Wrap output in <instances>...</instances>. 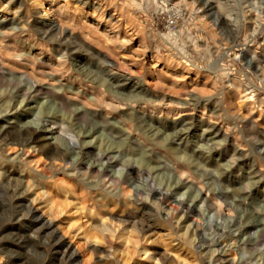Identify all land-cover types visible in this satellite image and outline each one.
<instances>
[{"label":"rangeland","instance_id":"1","mask_svg":"<svg viewBox=\"0 0 264 264\" xmlns=\"http://www.w3.org/2000/svg\"><path fill=\"white\" fill-rule=\"evenodd\" d=\"M40 2L71 45L37 30ZM210 2L0 0V264H264V0Z\"/></svg>","mask_w":264,"mask_h":264},{"label":"bare ground","instance_id":"2","mask_svg":"<svg viewBox=\"0 0 264 264\" xmlns=\"http://www.w3.org/2000/svg\"><path fill=\"white\" fill-rule=\"evenodd\" d=\"M198 1H199V3H202L203 4V7H204V9L207 12L213 11V8L214 7L212 5V2H210V0H198ZM39 5H40L39 7L41 8V11H39L41 13V15L38 18L37 27H36L37 30H40V32H42L46 36H48V38L50 40L58 41L61 44L66 41V43H68V44L71 45V43L74 42V40L71 39L72 35L64 27H60V26L56 25V23L54 22V20L49 17V12H47V10H46V8H45V6H44V4L42 2H40ZM216 15H217L216 16V19H219L221 17L218 13ZM70 45H68V47H70ZM78 45H79V43H78ZM102 59H103V61H105V62L107 61L108 62V59L106 58V56H102ZM105 80H106L105 77H101L100 78V83L101 84H104ZM12 82L15 83V90L17 88H19V90L21 91V93H20V96H21L20 99H21V101H25V100L31 98L33 96V92L36 90V88L33 89L32 86H29V87L27 86L28 88L27 87H24V86H21V83H20L21 81L20 82H17V81L15 82V81L12 80L9 83H12ZM51 92L54 93V91H51ZM2 95H3V92H2V90H0V97H2ZM9 96H11V94ZM130 96H132V95H130ZM39 109H41V110H39V112H42L43 111V112L48 113L50 111L49 107H43V110H42V107L40 106ZM100 126L102 127V125H100ZM3 133H5V132H3ZM91 133L93 134L94 132L92 131ZM14 136L16 137V139L21 140V142L23 144H27V145H30V144L31 145H40V146L47 145L49 147L50 154L52 155L53 158H55V157H58L59 158L60 157V158H63V160H64V157H66L67 155L69 156V151L65 147H63L60 142L52 143V142H50L48 140L46 141L47 136L45 134H43L39 130L38 127H35L33 125L20 126L14 132ZM61 138L62 137H59V139H61ZM97 145L98 146L101 145V140H98V144ZM178 152L179 151L177 150L175 153L177 154ZM179 157L183 159V158H186V155L180 153ZM50 159H52V158H50ZM57 159H55V160L57 161ZM140 159H141L142 162H145V164H148L150 162L149 161V158L147 159L146 157H144V154L143 153H142ZM60 161H61V159H60ZM73 161L74 160L72 159V162ZM93 168H94V165L93 164L89 163L87 165V169H93ZM139 171L141 173H143L142 172V169H140ZM144 171H146V170H144ZM131 174H132V172L128 171V169H127V173L122 178L121 183H125V182L132 181V179H134V178H133V176ZM101 175H102V178H103L102 181H101L103 185H105L107 183H110V184H115L116 182H119L120 183V180L117 179V178H115L113 175H111L110 172L108 170H106V169H104V170L101 171ZM0 179H1V177H0ZM7 189H8V187H7ZM148 189H149V193L163 194L162 190L159 189V188H157L154 184H151ZM139 193H141V190H137V196L139 195ZM13 196L16 197L17 201L21 203L22 198L24 196H26V195H24V193H22V192H13ZM139 198L142 199L141 203H142L143 206H145L147 208H150V205L146 204V202L143 201L144 199L142 197H139ZM168 206H169L170 209H175V210L182 211L187 217L188 216H194L195 214H199L201 212V210H202V208L195 206L194 203L193 204L186 203L184 200H180V199H178L176 201V206L170 205L169 203H168ZM192 220L196 222V218L195 217ZM48 224L50 225L51 224V221H49ZM59 242H60L61 245H65L66 244L65 247H67V248L69 247V244H67L65 242V240H63L62 238L59 239Z\"/></svg>","mask_w":264,"mask_h":264},{"label":"built area","instance_id":"3","mask_svg":"<svg viewBox=\"0 0 264 264\" xmlns=\"http://www.w3.org/2000/svg\"><path fill=\"white\" fill-rule=\"evenodd\" d=\"M162 12L169 19L170 24H174L179 15L181 14V6L176 3L165 4L162 7Z\"/></svg>","mask_w":264,"mask_h":264}]
</instances>
